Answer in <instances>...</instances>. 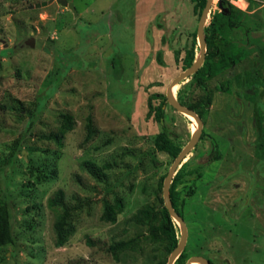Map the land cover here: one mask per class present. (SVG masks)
<instances>
[{
	"label": "rangeland",
	"instance_id": "obj_1",
	"mask_svg": "<svg viewBox=\"0 0 264 264\" xmlns=\"http://www.w3.org/2000/svg\"><path fill=\"white\" fill-rule=\"evenodd\" d=\"M49 1L0 0V202L10 209L15 237L0 249V264H157L166 258L158 244L144 242L119 261L108 248L145 234L135 215L164 200L158 185L175 159L155 152L156 136L166 128L184 149L198 128L168 102L163 122L157 111L148 113L183 72L200 16L191 0H68L77 15L58 4L29 9ZM254 2L249 11L248 0L232 1L248 14L233 37L250 57L205 90L191 78L174 90L178 100L180 94L196 101L214 93L201 139L176 175L187 262L201 256L213 264H264V144L257 142L254 103L247 95L217 91L250 71L264 51V0ZM31 39L34 47L26 44ZM63 115L75 125L60 147L49 138L59 132ZM213 140L221 160L211 158ZM89 161L112 165L105 181L87 172ZM60 189L75 231L57 247L47 201ZM115 195L126 209L116 224H105V201ZM178 232L180 240L179 225Z\"/></svg>",
	"mask_w": 264,
	"mask_h": 264
},
{
	"label": "trees",
	"instance_id": "obj_2",
	"mask_svg": "<svg viewBox=\"0 0 264 264\" xmlns=\"http://www.w3.org/2000/svg\"><path fill=\"white\" fill-rule=\"evenodd\" d=\"M194 3V13L201 17V14L206 6L207 0H191ZM232 1L239 0H220L218 3V10L212 13L209 26L205 29L206 42H207V54L203 67L191 78L190 84L196 87L207 89L208 83L222 75L223 73L232 70L244 60L250 57L244 47H241L234 40V33L242 29L247 19V13L236 8ZM250 2V10L255 8L254 0H248ZM197 34L193 46L187 51L186 56L183 58V68L185 71L190 68L196 60L195 47L197 44ZM180 53L176 54V62L180 59ZM158 61L163 63L161 54L158 55ZM264 51L262 50L255 58L254 66L250 71L243 72L234 77V79L221 83L217 86V91L222 93H232L237 95H247L254 103V116L255 124L258 132L257 142L264 144ZM164 101L154 108L150 104V111L148 117L152 113L157 111L156 118L161 123L164 120L165 110L164 106L167 103L165 96ZM214 93L208 91L205 96L199 100H187L183 95H179V102L194 110L199 117L205 121L206 112L213 103ZM63 123L59 128V132L54 134L49 139H55L60 147H63V140L65 135L74 129V119L71 115H63ZM88 134L89 137L95 134L92 119H88ZM169 131L164 128L159 133L154 141L155 152H162L169 155L171 158L176 159L181 153L183 148L173 142L170 137ZM18 144V141H17ZM213 152L211 158L213 160H221L222 156L218 150V144L213 140ZM155 167H158V163L154 160ZM1 165V164H0ZM87 172L98 182L105 181L107 177L106 171L112 168V165L107 163L102 166H98L92 162H86L84 164ZM0 170L3 167L0 166ZM179 175V174H178ZM166 176L159 182V191H163L164 180ZM46 179V178H44ZM178 183V177L176 176L170 188V198L176 212L183 217L182 212L179 209L180 194L176 191V185ZM66 194L64 190L60 189L56 191L47 201L48 209L55 215L54 223V235L55 245L57 247L64 246L67 241L72 237L75 227L72 224L73 210L65 204ZM161 206L158 208L155 204H146L138 214L135 215L137 225H141L147 229L145 234L138 235L128 240H122L114 242L108 248L110 253L116 261H119L121 253L124 252H139L141 251V244L144 242H150L151 244H158L164 247L166 252V258L157 264H167L168 257L177 248L179 243L178 225L174 219L170 216L167 208L165 207L163 198L160 199ZM126 209L125 199L115 195L112 200L105 201L104 212L101 216V221L105 224H116L117 218ZM184 219V218H183ZM15 243V237L13 234V227L11 222L10 209L6 203L0 202V249ZM89 246H93L94 243L91 239L87 240ZM188 259L187 254L183 251L179 257L178 264H186ZM212 264V262H211Z\"/></svg>",
	"mask_w": 264,
	"mask_h": 264
},
{
	"label": "water",
	"instance_id": "obj_3",
	"mask_svg": "<svg viewBox=\"0 0 264 264\" xmlns=\"http://www.w3.org/2000/svg\"><path fill=\"white\" fill-rule=\"evenodd\" d=\"M215 0H207L206 6L201 14L199 25H198V44L200 47V56L199 58L196 57L195 62L193 65L188 68L187 70L181 72L169 85L166 91V99L168 104L177 110L181 114H185L191 118H193L198 123V128L196 132L193 133L192 138L188 145L181 151L178 157L174 160L169 173L167 174L164 180V187H163V196H164V204L167 208L170 216L174 219L175 222L181 228V238L179 240L177 248L173 251L171 256L169 257V261L167 264H175L181 254L185 249V245L188 239V228L185 220L181 217L173 207L170 198V188L173 183L175 176L177 175L179 169L181 168L182 164L185 162L187 157L191 154L192 150L198 144L201 139L203 133L204 123L199 115L192 109L182 105L178 99L175 97L174 90L176 87L187 81L188 79L192 78L204 65L206 60L207 54V42H206V35L205 29L208 27L207 23L211 12L213 10ZM52 4L61 5L70 11H73L76 15V9L73 3L69 2L68 0H50L49 2H43L41 4H36L34 6H30L29 9H40L42 7H47ZM26 44L30 47H34V39L29 40ZM186 264H211V262L204 257L198 256L191 258Z\"/></svg>",
	"mask_w": 264,
	"mask_h": 264
},
{
	"label": "flooded vegetation",
	"instance_id": "obj_4",
	"mask_svg": "<svg viewBox=\"0 0 264 264\" xmlns=\"http://www.w3.org/2000/svg\"><path fill=\"white\" fill-rule=\"evenodd\" d=\"M203 121V120H202ZM203 123H204V121H203ZM210 261V260H209ZM210 262H212V261H210ZM213 264V263H212Z\"/></svg>",
	"mask_w": 264,
	"mask_h": 264
},
{
	"label": "bare ground",
	"instance_id": "obj_5",
	"mask_svg": "<svg viewBox=\"0 0 264 264\" xmlns=\"http://www.w3.org/2000/svg\"><path fill=\"white\" fill-rule=\"evenodd\" d=\"M177 88V87H176ZM193 119V118H192Z\"/></svg>",
	"mask_w": 264,
	"mask_h": 264
}]
</instances>
